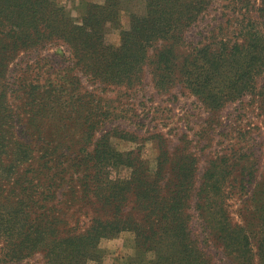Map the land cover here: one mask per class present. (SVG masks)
<instances>
[{
  "label": "trees",
  "instance_id": "16d2710c",
  "mask_svg": "<svg viewBox=\"0 0 264 264\" xmlns=\"http://www.w3.org/2000/svg\"><path fill=\"white\" fill-rule=\"evenodd\" d=\"M117 1L106 0L103 5L86 3L81 25L53 0H0V237L9 260H21L41 249L46 264H103L101 239L124 229L135 232L146 251L154 253L156 264H194L196 260L187 237L178 238L177 228L181 223L177 209L194 183L191 163H177L178 181L170 187L166 198H158L155 178L147 173L143 161L129 163L134 167L129 178L112 179V168L124 161L114 158L108 144L110 135H104V141L92 151L87 150L110 115L106 101L86 89L76 75L66 84L49 80L43 89L40 84H25L26 67L17 90L5 77L8 64L20 51L61 39L70 44L83 62L88 79L105 87L128 86L139 78L149 46L161 43L152 60L153 75L157 89L167 91L176 78L173 46L183 42V31L211 0H144V5L132 12L129 29L121 32V45L115 47L104 42V34L109 22L118 21ZM241 31L242 42L220 39L192 48L178 68L180 83L209 110L256 91L257 77L264 76V35L255 25ZM20 91L32 135L44 138L45 129L38 121L42 118L52 125L47 136L61 134L55 145L45 137L35 162L31 145L17 139L13 132L17 113L10 98ZM261 95L264 98V83ZM71 143L80 145L79 159L68 164L79 175L80 189L72 185V175L61 160ZM207 175L213 177L209 172L204 177ZM215 178L203 181L202 186L219 193L222 183L218 176ZM63 183H68L69 197L77 199L82 194L92 206L97 204L94 211L108 216H96L85 232L61 236L58 225L62 220L46 204L59 202L57 186ZM130 194L135 196L139 208L146 211L144 220L150 221V231L134 221L132 215L123 213ZM36 206L45 207V213H30L29 209ZM233 231L241 236L240 231ZM225 237L227 243L222 238L227 248L240 247L230 236Z\"/></svg>",
  "mask_w": 264,
  "mask_h": 264
},
{
  "label": "rangeland",
  "instance_id": "374dc122",
  "mask_svg": "<svg viewBox=\"0 0 264 264\" xmlns=\"http://www.w3.org/2000/svg\"><path fill=\"white\" fill-rule=\"evenodd\" d=\"M53 1L68 11L75 23L82 25L86 3L103 5L106 0ZM117 4L120 7L117 8L118 21L109 22L104 34V42L115 47L121 45V32L129 29L132 12L142 7L144 0H118ZM252 25L264 35L262 0H211L183 31V42L173 46L176 78L167 91L157 89L153 75L152 60L161 43L149 46L139 78L128 86L105 87L99 81L88 79L83 62L80 63L70 44L61 39L20 51L8 64L5 77L13 90L19 89L26 67L25 84H40L43 89L49 80L53 84H66L75 75L79 77L86 89L107 102L110 115L95 133L87 150L92 151L97 143L104 141V135H110L108 144L114 158L124 161L112 168V179L129 178L134 170L129 163L136 165L143 161L147 173L155 178L158 198H166L170 187L178 181L177 163H191L194 183L181 210L177 209V216H181L177 228L178 238L184 235L188 239L196 256L194 264H264V98L261 95L264 76L257 77L256 91L224 102L221 108L209 110L183 87L178 70L192 48L220 39L242 42L241 30ZM10 100L17 113L13 132L17 139L31 145L35 162L45 137L55 145L61 134L56 133L52 138L47 136L52 125L42 118L38 121L45 129L44 138L32 135L22 91L14 92ZM68 145L71 147L61 160L72 175V185L80 189L79 175L68 165L79 159L80 145ZM208 172L213 177H204ZM216 176L222 183L219 193L202 186L203 181L214 180ZM2 184L7 185V182L2 180ZM67 186L68 183L57 186L59 202L46 204L55 209L54 214L62 220L58 225L61 236L85 232L96 216H108V213L94 211L97 204L92 206L82 194L77 199L69 197ZM29 211L45 213V207L39 209L36 206ZM123 213L132 215L134 221L151 230L150 221L144 220L146 211L139 208L134 195L128 196ZM233 230L240 231L241 236ZM222 235L226 243L225 235H228L240 247L237 250L233 245L227 248ZM4 245L0 237V264H46L45 252L41 249L21 260H9L4 255ZM100 246L103 264H156L154 253L146 251V245L138 242L135 232L130 229L109 233L101 239ZM88 264L97 263L89 261Z\"/></svg>",
  "mask_w": 264,
  "mask_h": 264
}]
</instances>
